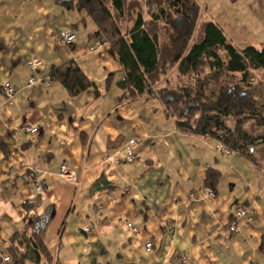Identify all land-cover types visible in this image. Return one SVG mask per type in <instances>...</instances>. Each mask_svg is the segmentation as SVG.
Returning a JSON list of instances; mask_svg holds the SVG:
<instances>
[{
  "label": "crops",
  "instance_id": "0c3cea01",
  "mask_svg": "<svg viewBox=\"0 0 264 264\" xmlns=\"http://www.w3.org/2000/svg\"><path fill=\"white\" fill-rule=\"evenodd\" d=\"M195 1L201 21L238 48L264 42V0ZM65 30L76 32L72 45ZM95 31L58 0H0V264H21L23 254V264H183V253L193 264H264V170L223 154L214 138L182 132L160 100L122 99V66L110 45L90 49ZM34 59L44 76L74 61L94 85L76 96L60 80L31 86ZM255 77L264 82V73ZM6 82L17 87L11 104ZM136 137L129 163L123 146ZM67 161L76 183L60 175ZM212 168L221 173L216 186L206 184ZM46 214L44 254L32 231Z\"/></svg>",
  "mask_w": 264,
  "mask_h": 264
},
{
  "label": "trees",
  "instance_id": "16d2710c",
  "mask_svg": "<svg viewBox=\"0 0 264 264\" xmlns=\"http://www.w3.org/2000/svg\"><path fill=\"white\" fill-rule=\"evenodd\" d=\"M58 1L86 12L116 54L124 72L117 82L122 99L156 98L182 132L214 138L264 170V82L255 79V71L264 70V42L238 48L216 23L201 21L195 0ZM174 67L176 84L159 87ZM50 78L71 96L94 85L74 61ZM220 178V171L209 169L206 184L216 186ZM49 219L46 214L33 222L35 245L44 254ZM17 257L23 264L26 254Z\"/></svg>",
  "mask_w": 264,
  "mask_h": 264
},
{
  "label": "built area",
  "instance_id": "2783aa9c",
  "mask_svg": "<svg viewBox=\"0 0 264 264\" xmlns=\"http://www.w3.org/2000/svg\"><path fill=\"white\" fill-rule=\"evenodd\" d=\"M61 38L66 44H72L76 38V35L72 31H62L61 32ZM106 44H107L106 41H104L101 37H99L93 33L92 42L90 44L91 50L97 51V50L101 49L102 47H104ZM40 65H41V62L37 59H34L28 63V68L30 71V77H29L28 82L31 86L38 84V85L48 87L50 85V77L49 76L44 77L40 74V72H39ZM2 87H3V90L5 92V95L7 97L8 102L11 104V100L14 98V96L17 93L16 86L12 85L10 82H6L3 84ZM24 130L26 133H37L39 129H38V127L26 125V126H24ZM139 143H141L140 138H133V139H131L125 143V145L123 147V151H124V158L127 162L133 163L135 161L134 156H133V149ZM219 149L225 155H230V153H231L230 149L227 148L226 146L222 145V144L219 145ZM60 175L63 176L64 178H66L67 180L71 181V182L76 183L78 181V174L76 173V170L71 165V163L68 161L65 162L61 166ZM28 177L35 182V186H36L37 190H42V185L40 184V182L35 181L36 172L34 171V169L30 168L28 170ZM206 194L213 195L214 192L212 189H207ZM237 214H238V217L242 218L245 215V210L240 209L237 212ZM128 225L133 232H135V233L138 232V228L136 226H134L131 223H128ZM230 229L231 230L236 229L235 223H233L231 225ZM146 250L148 252H151L153 250V243L151 241H148L146 243ZM9 260H10L9 255L5 254L3 257V261L7 262ZM181 261L183 262V264H193L191 261V257L188 253H183L181 255Z\"/></svg>",
  "mask_w": 264,
  "mask_h": 264
},
{
  "label": "rangeland",
  "instance_id": "374dc122",
  "mask_svg": "<svg viewBox=\"0 0 264 264\" xmlns=\"http://www.w3.org/2000/svg\"><path fill=\"white\" fill-rule=\"evenodd\" d=\"M83 13H84L86 16H88L86 12H83ZM251 39L253 40V37H252ZM248 44H250V43H248ZM254 45H259V46H257V47H260V46H261L260 43H259V44L256 43V44H254ZM254 45H253V46H254ZM246 46H247V45H246ZM257 73H264V70L260 69V70H258V71H255V76H256ZM176 74H177V67H174V68L171 70L170 74L167 75V76H165V77L169 78L168 81H169L170 83H172L173 85H175L176 82H177ZM165 77H164V79H165ZM255 79H256V77H255ZM257 81H261V80H257ZM219 143H220V142H219Z\"/></svg>",
  "mask_w": 264,
  "mask_h": 264
},
{
  "label": "bare ground",
  "instance_id": "6f19581e",
  "mask_svg": "<svg viewBox=\"0 0 264 264\" xmlns=\"http://www.w3.org/2000/svg\"><path fill=\"white\" fill-rule=\"evenodd\" d=\"M65 31H72V32H74L75 35H76V32H75L74 30H65ZM61 32H62V31H61ZM93 33L97 35L96 32H93ZM93 33L91 34V38H93ZM97 36H99V35H97ZM99 37H101V36H99ZM101 38H102V37H101ZM75 39H76V38H75ZM102 39H103L104 41H106L104 38H102ZM63 42H64V41H63ZM74 42H75V40H74ZM74 42H73V43H74ZM91 42H92V40H91ZM106 42H107V41H106ZM64 43H65V42H64ZM73 43H72V44H73ZM65 44H66V43H65ZM72 44H67V45H72ZM107 44H108V42H107ZM107 44H106V45H107ZM106 45H105V46H106ZM105 46H104V47H105ZM102 48H103V47H102ZM102 48H101V49H102ZM39 68H40V67H39ZM28 69H29V68H28ZM39 72H40V69H39ZM40 74H41V73H40ZM41 75H42V74H41ZM42 76H44V75H42ZM29 77H30V76H29ZM44 77H46V76H44ZM49 77H50V76H49ZM28 80H29V79H28ZM50 83H51V78H50ZM12 85H13V84H12ZM36 85H38V84H36ZM14 86H15V85H14ZM16 88H17V87H16ZM34 127H35V126H34ZM38 129H39V128H38ZM38 131H39V130H38ZM136 138H139V137H136ZM132 139H133V138H132ZM140 139H141V138H140ZM130 140H131V139H130ZM128 141H129V140H128ZM128 141H127V142H128ZM141 141H142V140H141ZM139 144H140V143H139ZM139 144H138V145H139ZM220 144H222V143H219V144H218V149H219V145H220ZM124 145H125V144H124ZM222 145H224V144H222ZM224 146H225V145H224ZM123 147H124V146H123ZM134 149H135V148H134ZM134 149H133V150H134ZM219 150H220V149H219ZM220 151H221V150H220ZM221 152H222V151H221ZM222 153H223V152H222ZM123 155H124V151H123ZM146 243H147V242H146ZM145 247H146V245H145ZM146 251H147V250H146ZM147 252H148V251H147ZM6 254L9 255L8 253H6ZM9 257H10V255H9ZM10 258H11V257H10ZM3 262H4V261H3ZM7 262H8V261H7ZM255 264H257V263H255Z\"/></svg>",
  "mask_w": 264,
  "mask_h": 264
}]
</instances>
